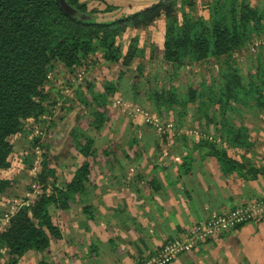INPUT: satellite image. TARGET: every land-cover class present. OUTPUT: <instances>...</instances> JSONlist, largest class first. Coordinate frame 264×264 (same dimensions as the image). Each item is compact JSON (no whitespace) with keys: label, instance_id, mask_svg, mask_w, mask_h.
Listing matches in <instances>:
<instances>
[{"label":"trees","instance_id":"obj_1","mask_svg":"<svg viewBox=\"0 0 264 264\" xmlns=\"http://www.w3.org/2000/svg\"><path fill=\"white\" fill-rule=\"evenodd\" d=\"M66 1L80 12L98 14L81 0ZM176 6L177 0H160L132 13L115 12L111 17L84 19L65 12L56 0H0V193L14 185L6 174L11 167L10 156L16 149L15 138L25 132L28 119H39L49 111L45 103L49 97L46 84L51 69L63 65L75 70L90 54H100L104 62L129 67L145 50L141 46L140 32L130 36L125 47L122 35L130 29L148 32L162 16L166 18L163 61L182 65L187 60L214 58L220 64L217 82L202 95L191 87L185 95L172 89H153L147 96L160 119L172 117L174 111L182 116L181 109L186 110L190 104L198 105L195 116L199 127L188 130L192 133L186 132L195 143L191 152L182 157L180 173H191L193 151H198L202 157L218 161L229 183L237 178L252 180L259 174L264 175V165L252 162L245 154L252 147L249 128L237 122L245 113L264 112V60L245 73L235 59V53L254 38L264 37V8L250 0H209L204 15L184 10L179 17ZM115 8L107 4L105 12ZM151 44V51L156 52V44ZM115 87L114 82H107L103 91L96 90L95 84L90 83L85 89H77V101L92 117L91 128L104 127L108 117L106 107L117 92ZM139 89L135 84L136 97L143 94ZM78 114L74 110L63 119L53 142H58L59 134L62 138L54 147L62 145L71 133ZM150 125L145 126L157 129ZM172 128L174 130L173 125ZM217 137L220 142L216 141ZM136 139L129 138V147ZM74 142L84 160L72 178L59 183L55 168L43 162L36 178L41 191L28 204L12 212L0 226V264H19L29 250L48 252L52 239L62 237L53 208L66 211L77 200L84 201L87 185L97 179L101 156H116L110 143L99 151L91 136L81 139L76 135ZM123 151L129 157L127 151ZM174 238L139 264L157 255ZM40 264L51 263L42 258Z\"/></svg>","mask_w":264,"mask_h":264},{"label":"crops","instance_id":"obj_2","mask_svg":"<svg viewBox=\"0 0 264 264\" xmlns=\"http://www.w3.org/2000/svg\"><path fill=\"white\" fill-rule=\"evenodd\" d=\"M95 1L97 6H116L108 13L113 15L139 11L160 0ZM165 27L162 16L147 30L160 58ZM139 32L145 31L130 29L125 38ZM149 129L145 137L152 138ZM109 143L113 148L115 140L103 149ZM128 143L117 148L129 157L99 159L97 179L87 185L84 201L77 200L66 211L53 208L62 237L52 239L48 252L27 251L19 264H40L42 258L51 264H139L194 223L264 196V175L229 183L218 161L198 151H193L191 173L181 174L182 157L191 152L194 141L184 148L166 142V151L152 140L140 139L131 147ZM170 264H264V217L214 237Z\"/></svg>","mask_w":264,"mask_h":264},{"label":"rangeland","instance_id":"obj_3","mask_svg":"<svg viewBox=\"0 0 264 264\" xmlns=\"http://www.w3.org/2000/svg\"><path fill=\"white\" fill-rule=\"evenodd\" d=\"M208 1L177 0V15L181 17L184 10L196 15H204V7ZM250 1L253 4L258 3L260 7L264 8V0ZM81 2L95 10L94 13H98L100 17L113 16L105 12L107 7L104 4L97 6L95 0H81ZM125 34L122 35L124 47L130 38H125L127 33ZM152 38V34L141 32V46L145 53L143 52L142 56L135 58L129 67L119 63L104 62L100 58V54H90L75 70L67 69L63 65L51 69L46 84L49 97L45 104L49 110L48 113L39 119H28L25 132L14 140L16 149L10 156L11 167L6 174L9 179L14 181V185L6 192L0 193V226L7 222L12 212L19 209L22 204H28L34 199L36 193L41 191V185L36 178L42 170L43 162L55 168L59 183L67 181L84 160L75 146L74 137L76 135H79L81 139L87 136L93 137L99 151L103 150L106 143L115 140L113 149L118 154L109 157L112 159H116L117 156L125 159L117 147L128 142L129 138L136 137L135 142L140 139L144 142L152 140L154 144L159 142L155 146L161 145L165 151L168 142H176L178 147L184 148L186 143L195 141L192 135L188 136L186 132L199 127L195 116L197 104H190L186 110L181 109L184 113L182 116L174 111L172 117L168 115L169 117L160 119L155 113L153 102L148 100L147 96L153 89L165 91L172 89L185 95L191 87L197 89L202 95L208 91L213 82H217L220 75V64L214 58L204 61L187 60L182 65L167 63L159 57L157 49L156 52L151 51ZM235 59L243 72L248 73L252 67L254 69L260 60H264V37L254 38L235 53ZM107 82H114V87L117 83V88L115 87L117 92L112 95L106 107L108 117L104 127L101 130H96L90 127L91 115L77 101V89H85V86L90 83L95 84L96 90L103 91ZM135 84L143 93L138 97L133 93ZM136 107L143 108L145 113L135 112L134 108ZM74 110L79 114L75 117L71 133L67 136L65 144L62 143V147H54V143L58 144L61 141L58 139V142H56L57 140L53 142L54 134L59 132L63 119ZM244 115L242 120H237V122H242L249 128V141L252 142V147L249 152L251 155L248 156L254 163L258 162V164L264 165V112L255 110L253 113ZM146 116L150 122H147ZM149 123L153 125L152 127H157L153 131L149 129L153 133L147 131L152 138L145 137V130L150 127L144 126ZM133 129L136 130L134 134ZM188 132L192 133V130ZM163 137L165 140L162 141ZM37 138H39L38 141ZM220 140V137H217L216 141L220 142ZM221 142L223 145L226 143L225 140ZM101 158L104 157L101 156ZM116 160L114 161L115 165L117 164ZM100 163L103 164V160Z\"/></svg>","mask_w":264,"mask_h":264},{"label":"built area","instance_id":"obj_4","mask_svg":"<svg viewBox=\"0 0 264 264\" xmlns=\"http://www.w3.org/2000/svg\"><path fill=\"white\" fill-rule=\"evenodd\" d=\"M134 111L145 113L143 108L141 109L139 107L134 108ZM145 119H147V122H150L148 117ZM159 129H161V127H159ZM193 133L198 134L196 131H193ZM22 205H25V203ZM263 216L264 196L249 201L246 204H242L235 209L213 214L205 221L196 223L185 233L169 241L162 247L157 255L146 259L141 264H170L180 254L193 251L207 240L232 230L240 224L258 221Z\"/></svg>","mask_w":264,"mask_h":264},{"label":"water","instance_id":"obj_5","mask_svg":"<svg viewBox=\"0 0 264 264\" xmlns=\"http://www.w3.org/2000/svg\"><path fill=\"white\" fill-rule=\"evenodd\" d=\"M58 5L67 13L71 14V15H78L81 18L84 19H94L96 17H100V15L98 14H89V13H84V12H80L79 10H77L76 8H74L73 6L69 5L67 3L66 0H56ZM58 138L61 139L62 135L59 134Z\"/></svg>","mask_w":264,"mask_h":264}]
</instances>
